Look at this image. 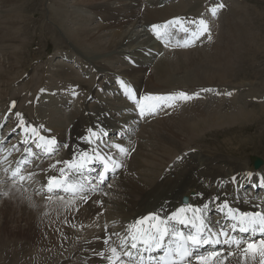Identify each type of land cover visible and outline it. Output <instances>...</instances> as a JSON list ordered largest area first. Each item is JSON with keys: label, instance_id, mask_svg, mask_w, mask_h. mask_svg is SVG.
Listing matches in <instances>:
<instances>
[{"label": "bare ground", "instance_id": "bare-ground-1", "mask_svg": "<svg viewBox=\"0 0 264 264\" xmlns=\"http://www.w3.org/2000/svg\"><path fill=\"white\" fill-rule=\"evenodd\" d=\"M86 1L94 2L97 0ZM154 1L156 0H147L145 3L148 2L150 4ZM207 1L209 0H177L175 1L177 3L175 8H169L174 3L161 4L158 2L165 13L163 17L151 20L149 24L166 20L177 14L197 13ZM137 2L140 1L105 0L101 3H95L94 11L85 4L74 7L71 10L73 13H80L84 16H90V18H94V15H96L103 19L104 25L85 30L81 34V37L95 44L99 49L108 50V52H111L118 59V63H122V65H118L117 63L114 66L105 61L94 62L90 60L89 64H83L82 69L84 71L86 70L85 65H88L87 68L90 72L94 73L95 78L105 76L106 79H109L111 73L117 72L120 75L129 77L140 88H145L146 91L167 92L171 89L187 87L189 90L211 89V91H206V93L210 94L216 91L217 87L215 86L228 87L232 81L237 80L236 78L233 80L232 77L237 75L235 73L238 69L235 68V63H237L236 61L243 62L242 58L244 57L238 54V52L242 51L240 50L241 47L237 49L238 46H234L235 43H231L230 41H234L238 34L246 38V32L244 33L240 29V21L238 23V21L235 22L230 18V12H235L232 18L240 16L243 13V9H246L244 8L245 6L242 7L238 3L237 5L239 6L237 8L241 7L240 12L232 6L228 13H222L224 14L222 16L223 26L218 37L213 39L214 41L211 40V43H206L197 48L181 49L185 51L179 52L177 51L178 49H171V51L164 50L161 57L157 59L152 58L153 60H151L149 66L141 64L139 68H136L127 65L121 56L135 54L140 50L148 48L158 51L164 49L149 34L147 29L149 24L146 23V17L137 10L139 5H136ZM31 6L29 5L30 9L33 7ZM246 17L248 18V16ZM65 18L70 21L69 15L65 16ZM99 23L101 22L98 21L94 26H99ZM257 24L259 23L257 22ZM106 27H109L110 31ZM115 27H117V30L113 31ZM69 29H72V27H69ZM105 37H109L106 42L103 41ZM227 37H229L228 40L226 39ZM253 37L251 38L253 42L251 41L249 45H246V47H250V49L246 50L248 52L245 55L246 57H250L252 53H259V51L264 52V39L262 41H255L256 43L253 44L255 40ZM224 41L228 42L224 43ZM217 43H219V46L215 48ZM19 64L20 61H18L17 67H20ZM150 67L154 71L152 75L147 74V70ZM179 71L185 74L182 75ZM61 73H63V78L66 80L79 81L73 77V71L70 69L62 70ZM244 73L246 74V72ZM252 80L239 81L238 79L239 84H236L234 87L238 85L253 86L256 84L255 88L257 90L260 91L262 89L264 91V84L261 86L259 85L260 83L258 84ZM90 81L92 82L91 91H88L87 96L92 95L95 101L100 99V103L88 102L85 99L79 106L77 105L79 109H64L72 114V116L69 115L71 118L66 113L62 117H59L58 113H62L61 111L49 115L48 111L44 110V106H46L44 95H41L37 100L36 107H31L39 114L38 117H40L41 123H47L54 130V134H59L63 141H70V148L63 150L55 158L57 160L70 157L73 146L78 145V142L73 140L74 137H79L83 134L85 129L92 124L93 120L100 117L103 112L110 111L121 104L120 99L110 101L109 98H105L104 94L100 92L101 86L97 85V87L93 88V84L95 83L92 80ZM79 83L84 82L79 81ZM5 86L0 88V91H2V94L0 93V102L2 104L0 113L2 114L8 110L10 101L9 97L5 96L6 91H8ZM209 86H212V88H207ZM232 86L230 85V87ZM255 88H249V91L253 93L255 92ZM32 102L33 106H35V96ZM210 102L212 101L210 100ZM214 102H220L221 104L224 100ZM204 103L199 100L188 102L184 105L185 109H182L183 111H173L166 117L154 120L150 123L152 125L150 136L146 137L140 131L137 148L129 157L125 170L117 175L113 184H110V187L107 186L102 194L92 196L86 203L83 200L77 199L73 204H66L64 202L68 201L66 198L64 201H60L58 197H53L52 200H45L43 197L37 195L28 183L23 185L16 182L13 183L7 180L0 172V198L4 197L0 200V247L12 237L18 239L25 238L34 244L33 246L39 248L40 253L48 256L46 258L50 262L53 258L61 259L62 256H65L61 261L59 260V264H106V259L100 256L102 251L105 256L109 254L110 245H105L102 242L105 236L106 225L108 233L111 234L112 231L116 232L120 230L124 223L132 222L142 214L156 209L167 211L175 208L182 203L184 195H189L190 199H192L193 194L204 193V199H207L227 194L228 190L224 188L220 189V184L223 183V186L231 184L235 186L242 183L244 179L249 178L247 174L250 170H254L252 167L254 160L252 158L251 162L232 161L220 155L219 157L212 158L200 150L195 153L191 151L188 156H186L187 152L184 153L182 151L192 148L193 146L191 145L196 143L194 140L211 128L222 126L231 128L233 125L237 127L239 125L243 126L264 117V103L259 105L250 103L253 106L244 109H238V107L236 109L235 106L234 108L232 106L221 109L218 107V104L213 103V106L205 107L207 105L203 106ZM243 105L241 106L243 107ZM187 109H189V113H182ZM24 110L26 111V108ZM87 111L90 112L89 115H85ZM45 112H47L49 118L45 116ZM51 120L54 122L53 124L50 122ZM107 121L111 123L110 120ZM70 126L71 129L69 131L68 128ZM145 126L150 128L149 124L141 127ZM259 135L262 134L259 133ZM146 138L153 139L156 143V145H151L150 149L155 153V156H151L154 153L148 150ZM227 140L232 145L233 139L228 138ZM240 141L244 142L246 139H240ZM177 156L186 157L181 163H176L171 170H165ZM162 175H164L163 179L160 178ZM43 176H45L44 173L40 174V177ZM233 176L237 177L236 183L232 182ZM230 192L233 193L232 191ZM4 193H7V195H4ZM61 210L64 211L65 215L59 214ZM107 222L110 224H107ZM58 227L62 230L65 228L63 231L64 236H58L60 231H62L60 229L57 232L56 229ZM85 234L87 237H84ZM58 238L68 239L69 242L57 245ZM0 261H2V257H0ZM32 264H42L41 258L40 260L36 259ZM224 264H240L239 253L224 261ZM246 264H252L251 260L247 261ZM256 264H259L258 259Z\"/></svg>", "mask_w": 264, "mask_h": 264}, {"label": "snow or ice", "instance_id": "snow-or-ice-1", "mask_svg": "<svg viewBox=\"0 0 264 264\" xmlns=\"http://www.w3.org/2000/svg\"><path fill=\"white\" fill-rule=\"evenodd\" d=\"M224 7L223 3H219L212 6L209 11L215 16L218 10ZM150 27L158 39L169 35L167 31L169 28L189 35L193 38V43L205 35L207 39H212L208 22L203 17L194 20L174 17L163 25L153 24ZM182 46L188 47L189 43L185 42ZM119 83L127 97L135 102L141 117L155 114L161 105L174 106L168 102L178 100L187 102L200 95L198 92L189 94L180 91L170 94H147L138 98L134 89L124 80L121 79ZM72 95L75 97L77 93L74 91ZM15 103L11 102L4 122L0 123V129L5 126L9 116L15 115L18 122L8 133V137L19 131L22 138L17 145L12 146V150L19 151L22 145L24 151L21 154L22 158L15 161V167L9 165L4 172L6 178L13 183L17 180L24 183L39 174L29 173L27 176L21 174L24 166L31 163L29 158L35 159L40 155L52 156L59 151V144L54 137L46 136L40 131L43 125L38 127L30 124L23 118L22 113H13L11 109L15 108ZM87 132L88 134L81 139L90 148L73 149L71 159L56 161L46 170L45 175L48 171H54L56 174L46 175V182L36 191L46 193L48 200L57 195L60 201H64V196L67 195L72 199L64 201L66 204L75 203L77 198L86 203L88 193L98 191L100 186L105 185L111 176L123 168V164L116 157L129 155V150L120 143L105 142L104 138L109 136L106 130H97L93 127ZM6 142L7 138L0 144ZM63 147L70 148V145L65 144ZM33 148L37 151L33 152ZM11 154L10 151L8 155ZM4 160H7V157H4ZM97 165L100 167L97 168ZM247 175L251 178L253 173L249 172ZM232 182H237L236 176L232 177ZM257 186L264 188V178L260 179ZM224 195L227 197L226 193ZM210 203L214 205L215 211L221 214V220H217L215 226L205 215L209 211V203L202 206H181L167 215H161L159 212L148 213L125 226L123 234L120 232L109 234L106 225L102 242L110 245L109 254L105 256L102 251L100 256L105 258L108 264H217V262L224 264V261L234 255L233 251H229L227 256L224 255V247H227L239 252L240 264H246L249 260L256 264L257 259L259 264H264V238L256 239L257 236L264 237V211L259 210L258 206H255L258 209L255 211L241 210L233 207L227 198L221 200L220 196L213 197ZM206 246L213 249L220 247L218 250L202 251Z\"/></svg>", "mask_w": 264, "mask_h": 264}, {"label": "rangeland", "instance_id": "rangeland-1", "mask_svg": "<svg viewBox=\"0 0 264 264\" xmlns=\"http://www.w3.org/2000/svg\"><path fill=\"white\" fill-rule=\"evenodd\" d=\"M103 1L105 0H97L94 2H87L86 0H0V88L5 86L4 84L8 85L7 87L5 86L6 89H8V91L5 90L7 92L5 96L9 97L8 96L9 93L11 95V92H14L17 87L21 86L20 85L22 83L21 79H24V83L28 82L29 80L27 78L28 76L24 77V74H27L28 72L30 73V75H33L37 72V74L34 75L35 76L34 83H31V82L27 83L30 89H32L34 85L37 84L35 81L36 77L37 78L39 77L38 81L41 80L40 79L41 70L43 69V66L47 65L46 63L48 62V60L54 55H58L60 50L65 49L70 52L75 51L72 49V46L83 57L82 63H81L82 65H80L81 68H83L82 67L84 66L83 64H87V63L89 64L90 60L94 62L95 61H105L106 63L110 65L112 64L116 66L118 63V59L115 58L111 52H108V50L99 49L95 46V44L81 37V34L85 30H89L90 28H97V27L104 25L103 19H102V22L99 23V26H94L98 23V21L95 20V18L97 19L96 15H94V18H90V16H84L83 14L73 13L71 11L74 7H78L84 4L88 5L90 8H92V11H94L95 10L94 4L97 2L101 3ZM235 1L237 2V0H234V2ZM238 1H240L238 2L240 3V6L242 7L245 6L244 8H246L249 13L246 11V9H243V13L242 15H240L241 17L240 16H235L233 18L231 17V19L235 22L238 21L239 23L240 21V26H241L240 29H242L244 33L246 32V38H244L245 36H239L240 34H238L237 38L234 39V41H230L231 43L232 42L235 43L234 46L236 47L238 46L237 49L241 47L240 50L242 51L238 52V54H240L239 56L244 57L242 58L243 62L241 61L240 63V61L239 62L236 61L237 63H235V68H237L238 70H236L237 72L235 74L237 75H234L232 77H233V80L236 78L237 80L239 79V81L246 80V79L247 80L253 79L254 82L258 84L260 83L259 85L262 86L264 84V80H263L264 79V52L259 51V53H252L250 57H246L245 55L246 53H248L246 52V50L250 49V47H246V45L250 44V42L252 41L251 38L253 36H254L253 38L255 39L253 44L256 43L255 41H262L264 39L263 37L264 36V20H263L264 19V5H263L264 0H238ZM158 2L161 4H169L170 0H156L150 4L147 2L148 4L145 3L146 6L141 4V2L139 3L137 10L142 15H144V17H146V23L149 24L151 20L163 17L165 11L160 7ZM238 3H236L235 6H233L234 9L239 6L237 5ZM170 4L172 5H170L169 8L170 7L175 8L177 5L175 1L170 2ZM29 5L33 6V7L31 6L32 9L29 8ZM143 6H144V11H142ZM240 9L241 7H239V9L237 8L238 11ZM67 15L70 16V21L65 18V16ZM245 15L248 16V18ZM239 18L240 19L244 18V19L243 21H241L242 19L240 20ZM249 18H250V21H253V22H250ZM234 19H237V20H234ZM257 22L259 24H257ZM247 25H249L250 27ZM69 27H72V29H69ZM106 28L108 29V31H110L109 27H106ZM115 30H117V27L113 28V31ZM108 38L109 37L103 38L104 39L103 41L106 42ZM228 38L229 37H227L226 39L228 40ZM153 40L155 41V39ZM227 42L228 41H224V43H227ZM218 46H219V43L215 45V48H218ZM164 50L171 51V49L169 48H166V49L164 48ZM177 51L179 52V51H185V50L178 49ZM255 56H257L258 59ZM252 57L254 60L252 59ZM42 58H44V60H41ZM18 61H20V64H19L20 67H17ZM260 65L261 66L263 65V66L261 67ZM13 66L14 68L12 69ZM55 66H56V70L54 72L53 71L50 72L55 78L64 79L63 73H61L62 70L70 69L73 71V77H75L81 82L85 81L84 79L79 77L78 72L75 71L72 66H68L66 63H63V64L56 63ZM244 72H246V74ZM253 72H255L256 74ZM153 73H154L153 68L150 67L147 70V74L152 75ZM180 73L182 75L185 74L182 72ZM46 74L47 73H45V70H44L43 75L46 76ZM238 74L240 75L238 76ZM90 75H91L90 80L94 81L95 83L93 88L97 87V85L98 86L104 85V82L106 79L105 76H102L101 78H97V77L95 78V75L92 71L90 72ZM90 80H89V83L91 85L92 82ZM237 80L232 81L228 87H230V85H233L231 87L233 88L236 84H239L238 83L239 81ZM40 83H42V80ZM255 86L257 85L254 84L253 86H241V85L236 86V87H240L239 93L235 95L236 98L246 93L245 92L246 87L255 88ZM22 89L24 88L22 87ZM88 91L90 92L91 89L89 88ZM1 92L2 91H0V93ZM260 92L262 93L264 91L260 89ZM46 96L47 95H44V101L46 103V106H44V110L48 111L49 115H53L55 112L61 111L62 113L60 114L58 113L59 117H62L66 113L68 114V117L71 118L70 116H72V114H70L67 111L61 110L62 108H58L56 103H54V105L52 106L53 101H50L49 103H47ZM262 97H256L259 101H255L253 99L255 97H249L247 99L248 101L243 98L242 99L239 98L238 100L239 102L241 101L242 103L241 105L244 104L243 107L241 105L240 106L236 105L230 99L224 100V102H222L221 104L220 102H214L217 99L215 100L208 99L205 101L203 106L207 105L205 107H208V106H213V104H218L219 105L218 107L221 109H226L227 107H232V106L233 108L235 106L236 109L237 107L238 109L239 108L244 109L249 106H250L249 108H251L253 106L251 105L252 103L258 104V105L264 103L262 102L263 100H260ZM105 98H108V97H105ZM210 100L212 102H210ZM21 102L22 104L26 103L24 100H21ZM1 108H2V104L0 106V110ZM75 108L79 109V107L77 106ZM188 110L189 109L185 110V112H182V113L187 114L190 112ZM45 113H46L45 116L48 117L49 115H47V112ZM56 116H57V113H56ZM263 119L264 117H261L257 121H252L250 124L248 123L243 126L239 125L238 127L236 125H233V127L231 128L230 127L226 128L225 126L211 128L207 130L206 133L203 134L204 136L200 135L198 138H196L194 140L196 143L192 145L197 146V148L202 150L204 154L207 153L206 155H210L212 157H219L220 155L221 157L231 159L232 161L239 160V161H250L251 162V158L253 160L262 159L264 161V120ZM50 122L52 124L54 123L52 120ZM149 127L150 128H147V126L141 127V132L145 134L146 137L150 136V129L152 128V125L149 124ZM259 133L262 135H259ZM228 138L233 139L232 145L230 144L229 140H227ZM244 138L246 139V141L241 142L240 139H244ZM146 143H148V146H150V147L147 146L148 150L151 149V145H156L153 139H149V138H146ZM201 146L202 148H200ZM151 153H154V152L152 151ZM151 156H155V153L151 154ZM111 184H113V182ZM3 198L4 197L2 196L0 200H2ZM60 213L61 215H65L64 211L62 210L59 212V214ZM65 228L63 230L60 227L56 229L57 232H59L60 229L62 230L60 231L58 236H64L63 231L65 230ZM84 237H87L86 234L84 235ZM68 242H69L68 239L58 238L57 245L60 243L65 244ZM33 245L34 244H32L28 239H25V238L18 239V238L12 237L9 241H7L5 244H2V246L0 247V257H2V261H0V264H3V263L4 264H7V263L8 264H15V263L16 264H19V263L20 264L22 263L30 264L31 262L34 263L36 259L40 260V258H41L42 264H59L62 258L65 257V256H62L61 259L53 258V260L50 262L48 258H46L48 256H45L44 253L43 254L40 253L39 248H36V246H33ZM34 250L36 251L34 252ZM36 253L39 255H37Z\"/></svg>", "mask_w": 264, "mask_h": 264}, {"label": "water", "instance_id": "water-1", "mask_svg": "<svg viewBox=\"0 0 264 264\" xmlns=\"http://www.w3.org/2000/svg\"><path fill=\"white\" fill-rule=\"evenodd\" d=\"M260 164V161L258 160V162L256 163V165H259Z\"/></svg>", "mask_w": 264, "mask_h": 264}]
</instances>
